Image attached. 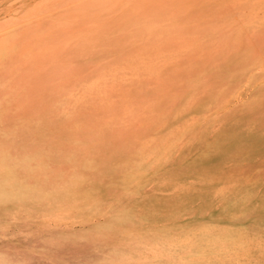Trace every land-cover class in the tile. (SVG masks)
<instances>
[{"label": "rangeland", "instance_id": "rangeland-1", "mask_svg": "<svg viewBox=\"0 0 264 264\" xmlns=\"http://www.w3.org/2000/svg\"><path fill=\"white\" fill-rule=\"evenodd\" d=\"M186 254L264 264V0H0V262Z\"/></svg>", "mask_w": 264, "mask_h": 264}, {"label": "bare ground", "instance_id": "bare-ground-1", "mask_svg": "<svg viewBox=\"0 0 264 264\" xmlns=\"http://www.w3.org/2000/svg\"><path fill=\"white\" fill-rule=\"evenodd\" d=\"M38 152H39V149L36 148V149L32 150L31 152H29V154H32L33 156H35L38 154ZM158 241H159V244H161V246H162L161 248H162V250H164V255L166 256L167 259L174 257V255H172V251L177 252L178 250L180 251V249H184V251L186 252L187 247L181 248L180 244H179V242H180L179 240L177 241L176 239L171 238L170 236H168L165 233H163L161 235L160 240H158ZM181 245L185 246V242L182 239H181ZM121 252L122 251H119L117 253V256L121 255L122 254ZM184 257H185V259L189 260L187 262L184 261V264H195V262H193V259H191L187 254ZM214 261H215V259H214ZM0 264H8V263L7 262H0ZM202 264H205V263H202Z\"/></svg>", "mask_w": 264, "mask_h": 264}]
</instances>
